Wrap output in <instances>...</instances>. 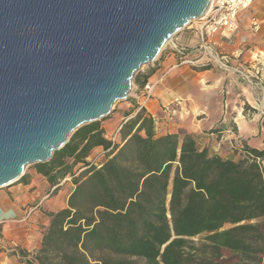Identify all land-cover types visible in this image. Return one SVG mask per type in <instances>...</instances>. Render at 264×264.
<instances>
[{"label": "trees", "instance_id": "1", "mask_svg": "<svg viewBox=\"0 0 264 264\" xmlns=\"http://www.w3.org/2000/svg\"><path fill=\"white\" fill-rule=\"evenodd\" d=\"M96 149L103 158L88 162ZM263 161L264 150L232 161L187 132L161 135L143 109L115 144L101 122L83 126L37 165L51 187L70 175L74 190L25 264H264Z\"/></svg>", "mask_w": 264, "mask_h": 264}, {"label": "water", "instance_id": "2", "mask_svg": "<svg viewBox=\"0 0 264 264\" xmlns=\"http://www.w3.org/2000/svg\"><path fill=\"white\" fill-rule=\"evenodd\" d=\"M212 0H0V189L127 100Z\"/></svg>", "mask_w": 264, "mask_h": 264}, {"label": "crops", "instance_id": "3", "mask_svg": "<svg viewBox=\"0 0 264 264\" xmlns=\"http://www.w3.org/2000/svg\"><path fill=\"white\" fill-rule=\"evenodd\" d=\"M252 6L249 11L242 12L239 18L242 32L235 40H222L219 35L215 39L217 43L223 41L219 42V53L229 56L231 65L243 75L217 67L197 69L180 65L179 56L168 52L153 68L149 78V82L155 84L151 100L142 105L141 99L133 98L132 110L137 107L136 112L121 117L116 129L133 118L141 106L155 120L159 134L187 132L197 139L202 149L223 159L240 160L244 146L264 150V0H257ZM253 19L259 25L258 33L252 32ZM190 37L185 33L180 41L187 47V57L194 58L196 39ZM243 38L249 41L243 43ZM108 123L103 128L110 140L116 123ZM101 150L94 152L99 154ZM262 163L264 165V161ZM78 170L74 171L76 176ZM70 177L56 187L43 184L42 190L48 188L58 192L52 199L42 200L43 214L40 217L38 212L34 213L31 225L20 220L28 204L39 205L44 194L42 190L28 194L31 186L25 183L17 190L19 199L11 200L9 194H0V214L15 219L2 226L4 245L0 246V264H25L38 252L42 234L49 225L47 213L63 209L74 190ZM69 189L67 197L58 195Z\"/></svg>", "mask_w": 264, "mask_h": 264}, {"label": "built area", "instance_id": "4", "mask_svg": "<svg viewBox=\"0 0 264 264\" xmlns=\"http://www.w3.org/2000/svg\"><path fill=\"white\" fill-rule=\"evenodd\" d=\"M256 0H212L209 9L205 12L197 21H193L185 30L190 38L196 39V47L193 52L194 58L187 57V47L181 45V39L175 35L170 41L172 47L171 53H176L180 58V65H191L193 68L205 69L209 67H217L220 70L226 72H236L240 75L243 73L235 69L231 65V58L227 55H222L218 50V43L215 40L216 36L225 37L238 30L239 18L242 12L250 9ZM253 28L259 30V25L255 19H253ZM245 76V75H244ZM155 84H151L149 81L142 89L143 92L137 90L133 93L134 98L141 99L142 105H145L151 100L152 92ZM142 107L140 106L139 110ZM121 128L117 129L112 135L111 141L115 144L119 142V135ZM104 152L101 150L99 154L90 156L88 162H98L103 158ZM45 197L44 199L48 198ZM40 207L36 205L34 208H25L24 216L20 222L25 224L32 223V216ZM14 218L9 219L6 216L0 214V246L4 245L2 226L6 223L13 222Z\"/></svg>", "mask_w": 264, "mask_h": 264}, {"label": "rangeland", "instance_id": "5", "mask_svg": "<svg viewBox=\"0 0 264 264\" xmlns=\"http://www.w3.org/2000/svg\"><path fill=\"white\" fill-rule=\"evenodd\" d=\"M257 1V0H256ZM256 1H255V3H256ZM254 3V4H255ZM253 4V5H254ZM253 7V6H252ZM252 7L250 8V9H252ZM250 9H248V10H246V11H249ZM246 11H244V12H246ZM243 12V13H244ZM241 15H242V13H241ZM240 15V16H241ZM239 26H238V30L236 31V32H234V33H232V34H230V35H226L225 37H221V39L222 40H228V41H233V40H235L236 39V36L238 35V33H240V32H242V27H241V24H240V19H239V24H238ZM253 33H258L259 32V30H255L254 28H253V31H252ZM185 33H187V31L184 29V30H182L181 32H179L178 34V36H181V35H185ZM222 40H220L219 42L221 43V42H223ZM243 41V43H247L249 40L247 39V38H243L242 39ZM219 42H218V46H219ZM172 47V44H170V42L165 46V48L162 50V52L160 53V55H159V57L157 58V60L154 62V63H151V64H149V65H146V66H143L141 69H140V71H138L136 74H135V76H134V78H133V80H132V89H131V93L129 94V96H128V98H127V100H124V101H119V102H117L114 106H113V112L107 117V118H105L103 121H101V123H102V127L104 126V125H107V123L109 122V123H111V124H113V123H116V125L114 126V133L116 132V127H117V125H119V119L121 118V117H124L126 114H128L131 110H132V101H133V98H134V96H133V93L135 92V91H137L138 90V88H139V86L137 85V79L138 78H143L148 72H150V71H152L153 70V68L158 64V62L161 60V58H162V56L163 55H165L166 53H168V52H170V48ZM108 123V124H109ZM113 133V134H114ZM112 134V135H113ZM112 137V136H111ZM96 154V152H92L91 153V155L90 156H93V155H95ZM38 164H35V165H31V166H28L27 168H26V170H25V175L23 176V178H27V182H28V184H29V186H31L30 188H28V190H27V193L28 194H33V192H36L37 190H42L43 188V184H45L46 186L48 185V181L43 177V176H41V175H39L38 173H37V166ZM78 169V168H77ZM80 169V168H79ZM67 177H70V176H67ZM66 177V178H67ZM71 178V177H70ZM72 180V179H71ZM27 182H24L22 179H20L18 182H16V183H14V184H12V185H10V186H8V187H5V188H2V189H0V194L1 195H4V194H9V198L11 199V200H13L14 198H16V199H19V195H17V190H19L20 188L22 189V185L21 184H25V183H27ZM49 186V185H48ZM63 187H61L60 189H62ZM70 190L71 189H69V191H65L64 193H62V194H58V195H63L64 197H67L68 196V194L70 193ZM9 192V193H8ZM42 192L44 193L43 195H41V197H40V207H39V209L36 211V212H38V214H39V216L41 217L42 216V214H43V210H42V204L41 203H43V201L45 202V201H47V200H49V199H52L53 197H55V195H57V192L58 191H53V192H51V190L49 189L48 190V188H46L45 190H42ZM10 193H12V194H10ZM10 195H14V197H12V196H10ZM47 196H49L48 198H46V199H44L45 197H47ZM44 199V200H43ZM69 199V198H68ZM43 200V201H42ZM36 206V204H28L26 207L27 208H34ZM68 207V200L66 199V201H65V204H64V206H63V209H60V210H58V212L59 211H61V210H64V209H66ZM36 212H34V213H36ZM50 214H53V213H47V217L50 215ZM34 215V214H33ZM33 217V216H32ZM48 221H49V217H48ZM32 224V223H31ZM30 224V225H31ZM49 226V225H48Z\"/></svg>", "mask_w": 264, "mask_h": 264}, {"label": "bare ground", "instance_id": "6", "mask_svg": "<svg viewBox=\"0 0 264 264\" xmlns=\"http://www.w3.org/2000/svg\"><path fill=\"white\" fill-rule=\"evenodd\" d=\"M210 4H211V3H210ZM209 7H210V5H209ZM209 7H208V9H209ZM208 9H207V10H208ZM207 10H206V12H207ZM167 44H168V43H167Z\"/></svg>", "mask_w": 264, "mask_h": 264}]
</instances>
